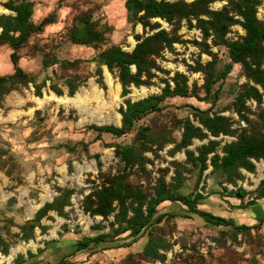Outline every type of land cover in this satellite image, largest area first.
Listing matches in <instances>:
<instances>
[{
    "label": "rangeland",
    "instance_id": "374dc122",
    "mask_svg": "<svg viewBox=\"0 0 264 264\" xmlns=\"http://www.w3.org/2000/svg\"><path fill=\"white\" fill-rule=\"evenodd\" d=\"M0 0V14H11ZM35 2L33 20L41 22L46 16L55 14L56 22L45 26L44 30L33 34L26 45L20 49L22 56L21 66L30 72L38 82L47 80L43 95L36 96L32 84L29 87L21 86L20 90L12 91L2 99L0 106V234L10 244L9 251L0 250V264H16V259L23 254L27 261L24 264H48L57 262L62 258L67 264H122L132 254L136 261L146 264H264V222L260 223L256 217L264 215V199L248 207L247 203L255 200L259 185L264 182V164L256 165L254 172L241 168L242 177L237 181L229 182L218 171H213L211 165L201 177L199 170L188 173L183 171L186 183L192 182L187 187V192L201 193L207 198V211L213 214L233 218L236 223H245L250 227L245 231H236L233 226L212 225L201 217L188 212L179 202H165L158 207L159 212L170 214L161 223L149 227L143 236L134 243V238L128 233L112 238L109 242L91 245L88 249L68 256L73 251V244L78 239L102 232L94 229L100 224L105 232L111 231L110 221L101 215H92L84 209L83 203L76 207L72 202L73 195L90 194L102 184L103 175L117 173L124 165L116 156L115 145L131 144L136 135V130L142 126H150L153 131L165 132L167 137L174 142H166L162 148L154 145L157 152L145 153L151 159L146 163V171L138 169L129 173V180L141 186L146 192L152 193L157 179L164 175L167 182L172 181L174 162L185 164V149L171 153L182 137L180 121L186 117L194 120L193 108L209 110L213 115L219 112L232 118L233 128H248V123L240 119L233 103L242 84L248 83L241 64L234 63L232 71L225 78L220 79L213 87L214 94L206 96L204 84L206 74L204 71H194L191 66L198 63L203 66H214L216 73L230 62L228 48L225 45L215 46L209 40V52H202L195 40L201 41V36L195 32L196 27L189 28L183 21L178 33L182 42L173 44L172 49L166 48L156 58L160 69H154L156 74L150 85L130 86L127 95L122 94V85L117 74L111 73L103 66L104 83L98 82L96 74L97 63L94 57L112 45H119L131 51L137 40L135 35H148L153 33L144 30L141 24L129 21L125 7L126 0H33ZM175 1V0H172ZM192 1V0H187ZM227 0H218L211 4L213 9H220ZM89 11L93 15L98 27L106 33V41L100 45L87 46L74 43L70 33L76 24V19L82 13ZM258 17L264 20V0L258 7ZM158 20L161 28L171 30V25L163 19ZM245 31L241 25L232 26L229 38H238ZM11 49L8 45L0 46V75L13 72L10 60ZM48 58L51 65L44 68L43 59ZM55 59L57 63L54 62ZM81 59L79 68L63 69L59 65L61 60ZM134 69V68H133ZM185 74L192 87L198 86L196 97L175 96L169 98L159 112H153L142 118L133 132L122 137L90 129L92 124H114L120 126L116 119L119 109L130 98L137 101L151 94L162 92L165 81L174 86L173 77ZM107 74V75H106ZM78 76L85 79L74 95L68 94L64 85V78ZM108 75L113 85L108 83ZM51 82H57L64 89V94H57L50 89ZM118 85L120 86V101L113 102ZM143 86L154 88L151 93L135 98L134 88ZM53 93V94H52ZM56 95H55V94ZM81 94L84 101L65 103L62 98H75ZM54 96V97H52ZM41 98L38 101L37 98ZM251 112L248 116L256 120L260 108L253 99L247 100ZM264 106V100L262 103ZM197 124L198 122L194 120ZM235 135L221 134L217 137L194 139L188 147L197 150V147L208 143L209 139L219 141L217 151L223 154L221 147L233 140ZM197 152V151H196ZM258 163L260 160H257ZM211 170V172H210ZM252 176H247V173ZM10 172V173H8ZM212 174V175H211ZM247 187H252L260 180L255 190L245 189L250 193L251 200H235L228 197L234 191L230 187L239 188V181L245 182ZM199 179V183L197 182ZM225 187L227 188L225 190ZM60 188L74 190L71 204L65 207V215L50 211L41 223L47 226L45 231L40 227L34 229V235L29 240L22 237L21 226L33 219L45 203L52 202L60 195ZM217 193V194H215ZM84 201V199H83ZM261 203L260 206L256 204ZM38 206V207H37ZM254 211V212H253ZM250 212V213H248ZM253 213V214H252ZM256 224V225H255ZM161 236L167 240L168 248L161 249L165 254L164 260H149L144 254L143 238L147 241L149 234ZM29 251L35 256L29 257ZM7 256V257H5ZM13 257V258H12Z\"/></svg>",
    "mask_w": 264,
    "mask_h": 264
},
{
    "label": "trees",
    "instance_id": "16d2710c",
    "mask_svg": "<svg viewBox=\"0 0 264 264\" xmlns=\"http://www.w3.org/2000/svg\"><path fill=\"white\" fill-rule=\"evenodd\" d=\"M218 0H126L125 7L128 19L133 24H141L143 29L153 31L148 35L136 34L137 43L133 50L128 51L119 45H112L101 50L95 57L97 63L96 74L98 82L104 83L103 66H106L111 73L117 74L122 85V94L130 92V86L137 87L150 85L152 78L156 75L154 69H160L156 58L159 57L166 48L172 49L173 44L182 42L178 31L182 27L183 21L187 22L189 28L196 27L201 31V41L195 40L202 52H209L211 43L215 46L225 45L228 48L230 62L215 75L214 66H203L198 63L191 66L194 71H204L206 82L204 89L206 96L214 94L218 96V90L213 92L214 85L232 71L233 64L242 65L245 75L249 80L240 86L235 97L233 106L240 119L248 123V128H233L231 117L222 115L219 112L210 114L209 110L197 107L193 108L194 120L186 117L180 121L182 127V137L171 153L176 150L185 149V164L174 162V173L172 181L167 182L164 175L157 179L156 186L152 193L146 192L141 186L129 180V173L142 169L146 171V163L151 159L145 155L146 152H157L166 142H174L173 138L167 137L165 132L153 131L150 126H142L136 130L135 138L131 144L115 145L116 156L123 163V169L117 173H106L103 175L100 187L93 190L84 197L83 206L92 215H101L108 220L111 215L114 220L110 221L111 231L105 232L100 224L94 229H100L94 235L86 236L77 240L73 244L71 255L88 249L91 245H99L109 242L112 238H117L128 233L137 242L145 231L168 218L170 214L160 213L158 207L166 201L179 202L186 207L188 212L201 217L206 222L216 226H233L236 231H245L250 227L245 223H236L233 218L213 214L203 209L201 206L205 196L201 193H182L181 188L185 185L186 177L183 171L192 173L195 169L199 170V177L208 169L209 165L213 171L221 172L229 182H236L242 177L241 168L254 172L256 165L252 159L264 160V20L258 17V7L261 0H227V3L220 9H213L211 4ZM2 5L10 10L11 14H0V46L8 45L11 49L10 60L13 72L0 75V106L4 96L12 91L20 90L21 86L29 87L32 84L36 96L43 95V89L47 86V80L38 82L36 78L26 71L20 64L22 58L20 49L26 45L29 38L44 30L45 26L56 22L55 14L46 16L41 22L33 20L35 2L33 0H8ZM163 19L172 27L171 30L161 28L158 20ZM239 24L245 31L244 35L234 39L229 38L232 26ZM71 39L74 43L87 46H96L106 41V33L101 30L91 12L86 11L76 19V24L71 29ZM55 63L57 61L53 59ZM81 59L61 60L59 65L63 69L79 68ZM48 58L43 59V67L50 66ZM135 66V68H134ZM134 68V69H133ZM64 85L68 89L69 95H74L85 79L78 76L64 78ZM161 93L151 94L147 97L132 101L130 98L125 100V104L120 107L119 112L122 116L120 126L114 124L89 126L90 129L97 131L99 135L109 133L115 137H122L135 130L136 124L146 115L159 112L163 109L164 103L171 97H196L202 98L198 94L196 83L191 87L188 77L185 74L177 73L173 77L174 86L168 80ZM50 89L57 95L64 94V89L57 82H51ZM253 99L260 110L256 120L248 116L251 112L247 105V100ZM221 134L235 135L237 139L225 143L220 155L217 147L219 141L209 139L208 143L197 147V152L188 147L194 139H205L209 136L217 137ZM10 173V172H8ZM199 183V179L197 181ZM227 188L225 187V190ZM60 195L52 202L45 203L37 211L33 219L28 220L20 228L24 240H29L34 235V229L40 227L42 231L47 226L41 220L50 211H55L60 215H65V207L71 204L73 189L60 188ZM247 194L246 190L239 187L229 195L243 200ZM264 199V182L259 185L255 200L247 203L248 207L257 201ZM260 223L264 222V216L257 219ZM256 225V224H255ZM10 244L0 234V250L4 253L9 251ZM168 248L167 240L161 236L149 234L148 241L143 250V254L149 260H164L165 254L160 250ZM29 257L35 256L31 251ZM27 261L23 254L16 259V264H24ZM48 264H67L65 258L57 262ZM122 264H146L136 261L130 254Z\"/></svg>",
    "mask_w": 264,
    "mask_h": 264
},
{
    "label": "bare ground",
    "instance_id": "6f19581e",
    "mask_svg": "<svg viewBox=\"0 0 264 264\" xmlns=\"http://www.w3.org/2000/svg\"><path fill=\"white\" fill-rule=\"evenodd\" d=\"M107 75V74H106ZM108 83L110 84V85H113V81H112V79L110 78V76L108 75ZM119 90H120V86L118 85V87H117V90L116 91H114L115 92V96H114V98H113V102L114 103H117V102H119L120 101V97H119ZM153 90H155L154 88H148V87H146V86H143L142 88H140V89H137V88H134V93H133V96L135 97V98H140V97H143V96H145V95H147V94H149V93H151ZM59 99H61L63 102H65V103H68V102H79V104L81 103L82 104V102L84 101V99H83V97L81 96V94H77V96L75 97V98H68V99H66V98H62V97H59ZM121 114L120 113H117L116 114V119H117V121L118 122H121ZM257 183V182H256ZM2 256V255H1ZM5 257H7V256H5ZM13 258V257H12Z\"/></svg>",
    "mask_w": 264,
    "mask_h": 264
},
{
    "label": "built area",
    "instance_id": "2783aa9c",
    "mask_svg": "<svg viewBox=\"0 0 264 264\" xmlns=\"http://www.w3.org/2000/svg\"><path fill=\"white\" fill-rule=\"evenodd\" d=\"M195 32L198 34V35H202L201 34V31H200V29L199 30H197V29H195ZM235 137H233V139H234ZM236 139H237V137H236ZM253 160V162H255L257 165H259V164H264V160L263 159H260V162L258 163V161L256 160V159H252ZM244 172L245 173H247V176H252V174L251 173H249V172H247L246 170H244ZM248 178L246 179V181L245 182H243V181H239V185H238V187H244L245 189L247 188H249V189H252V190H255L257 187H258V185H259V183H260V180H258V182L256 183L255 182V185L254 186H252V187H247V184H248ZM231 189H235V190H237V187H235V186H232V187H230ZM84 194H81V195H78V193H76V194H74L73 195V199H72V202L74 203V206H76V207H79V206H81L82 205V203H83V199H84ZM251 199H253V198H250V193H248L247 194V196H246V200H251ZM0 255H1V253H0ZM2 256H4V255H2Z\"/></svg>",
    "mask_w": 264,
    "mask_h": 264
},
{
    "label": "crops",
    "instance_id": "0c3cea01",
    "mask_svg": "<svg viewBox=\"0 0 264 264\" xmlns=\"http://www.w3.org/2000/svg\"><path fill=\"white\" fill-rule=\"evenodd\" d=\"M52 94H53V93H52ZM54 94H55V93H54ZM55 95H56V94H55ZM56 96H58V95H56ZM52 97H54V96H52ZM36 98H37V97H36ZM40 99H41V98H37L38 101H41ZM235 139H236V137H235L233 140H235ZM212 168H213V167H212ZM210 172H211V170H210ZM211 175H212V174H211ZM190 185H191V186L193 185L192 182H188V183H186V184L181 188V192H182V193H185V194L190 193V192H187V191H186L187 187H190ZM234 191H235V190H234ZM215 194H217V193H215ZM228 197H230L231 199L234 198L235 200H238V199H239V198H237V197H235V196H231V195H228ZM206 199H207V198H204V200H206ZM0 200H1V199H0ZM239 200H240V199H239ZM239 200H238V201H239ZM166 202H170V201H166ZM164 203H165V202H164ZM171 203H174V202H171ZM207 204H208V203H207L206 201H203V204H202L201 207H202L203 209H207V210L209 209V210H210L211 208H209V207L207 208V206H206ZM0 205H1V206L3 205V202H2V201H0ZM162 205H163V204H162ZM256 205H257V206H260L261 203L256 204ZM37 207H38V206H37ZM253 212H254V211H253ZM161 213H163V212H161ZM248 213H250V212H248ZM252 214H253V213H252ZM263 216H264V215H260L259 217H256V219H258V218H260V217H263ZM143 239H144V240H142V241H143V242H142V245H143V247H144V246L146 245V243H147V238L144 237ZM138 241H139V240H138ZM138 241H137V242H138ZM137 242H134V243H137Z\"/></svg>",
    "mask_w": 264,
    "mask_h": 264
},
{
    "label": "water",
    "instance_id": "95a60500",
    "mask_svg": "<svg viewBox=\"0 0 264 264\" xmlns=\"http://www.w3.org/2000/svg\"><path fill=\"white\" fill-rule=\"evenodd\" d=\"M134 68H135V66H134Z\"/></svg>",
    "mask_w": 264,
    "mask_h": 264
}]
</instances>
